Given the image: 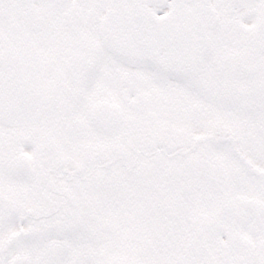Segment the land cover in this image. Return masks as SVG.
Here are the masks:
<instances>
[{
  "label": "snow or ice",
  "instance_id": "6c2138e0",
  "mask_svg": "<svg viewBox=\"0 0 264 264\" xmlns=\"http://www.w3.org/2000/svg\"><path fill=\"white\" fill-rule=\"evenodd\" d=\"M0 264H264V0H0Z\"/></svg>",
  "mask_w": 264,
  "mask_h": 264
}]
</instances>
